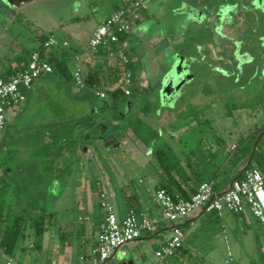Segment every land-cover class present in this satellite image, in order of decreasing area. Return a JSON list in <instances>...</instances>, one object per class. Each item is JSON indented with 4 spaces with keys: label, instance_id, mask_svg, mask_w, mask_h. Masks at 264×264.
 <instances>
[{
    "label": "crops",
    "instance_id": "0c3cea01",
    "mask_svg": "<svg viewBox=\"0 0 264 264\" xmlns=\"http://www.w3.org/2000/svg\"><path fill=\"white\" fill-rule=\"evenodd\" d=\"M110 1L114 2V7L104 15L97 27L127 0ZM152 1L155 0H149L147 10L134 23L132 31L122 43L123 50L130 55L134 64L135 79L131 95L117 102V110L109 91L117 87L123 69L118 57L108 50H89V39L96 27L88 35L84 49L80 47L79 38L76 41L80 45L75 51L69 50L70 43L67 40L57 39L59 44L54 49L57 54L66 53L71 75L77 62L82 65L86 77L91 73L93 89L105 91L104 99L76 91L71 80L54 72L40 78L45 80H37L23 105L9 110L7 114V128L0 144L5 142L11 123L21 117L23 109L36 91L47 97L49 86L57 84L64 87L69 82L71 92L87 105L83 111L67 112L65 100H58L55 102L58 109L39 127L42 146L51 144L54 137H63V153L53 160H43L57 164L56 178H65L71 170L75 200L82 210L80 226L69 220L68 216L55 225V205L49 208L46 213L49 224L41 230V250H44L41 264H92L94 251L98 247L100 225L105 215L101 206L103 192L120 218L133 209L159 219L161 211L155 200L157 190L163 189L173 195L189 198L200 183L214 180L216 190L223 192L234 179L243 175L248 166L255 165L250 151H246V138L251 131L244 134L239 130L237 132L241 139L228 142L224 139L228 131L204 129L203 126L219 106L223 108L224 115L233 117V113L226 109L227 97L234 95L240 103L250 101L253 85L251 78L256 76V81H264V69L255 73L249 51L245 52L241 47L247 32L238 27L243 24L246 12L256 9V5L251 4L250 0H240L243 2L242 7L244 4L247 6L240 19L236 20V15L228 17L227 14L235 10L239 0L233 4H227L226 0H157L159 7L153 10L150 8ZM164 20L169 21L166 29L160 27ZM16 50L17 55L0 59V75L17 65L15 58L21 55L22 48ZM226 54L231 58L229 62L225 59ZM247 65L251 67L248 72L245 71ZM255 84L254 88L258 91L264 87V82ZM190 105L199 110L197 116L189 113ZM262 105L264 109V100ZM145 106L149 107L148 113L142 112ZM206 110L212 114L205 113ZM251 111H254L253 107L236 110L237 114L249 118ZM89 116L92 117L89 120L92 124L81 122L76 126L78 121ZM134 116L142 117L157 132L161 141L173 148L180 159L178 171H163L153 154L152 144L143 143L131 129L130 119ZM262 128L264 126L255 132ZM68 134L73 135L75 140L69 141ZM231 136L232 132L229 133ZM261 137L262 134L255 141L253 150ZM104 163L110 165L112 175L102 169L99 173L86 165L81 168V164ZM10 182L7 174L0 171V185H10ZM51 193L54 195V189ZM2 211L5 213L4 209ZM207 214L221 220L223 225L232 221L240 222L244 234L235 246L240 258L250 257L251 264H264L262 225L249 211L237 215L227 210L221 213L200 211L179 221L177 225L185 232L183 247L177 255L161 264H172L175 260L185 262L189 258V248L192 246V241L188 240L189 234L196 233L198 225L207 219ZM172 227L173 224L161 221L154 231L145 233L135 241L143 246L154 244L158 249L170 238ZM37 247L35 243L29 245V249ZM246 249L252 250L250 256ZM2 254L8 257L5 261L0 260V264H6L9 259L16 264L11 254L0 246ZM113 259L118 264H136L139 261L135 254L122 248L110 260Z\"/></svg>",
    "mask_w": 264,
    "mask_h": 264
},
{
    "label": "rangeland",
    "instance_id": "374dc122",
    "mask_svg": "<svg viewBox=\"0 0 264 264\" xmlns=\"http://www.w3.org/2000/svg\"><path fill=\"white\" fill-rule=\"evenodd\" d=\"M242 1L237 3L235 10L232 11L233 15H236V20L240 19L247 6L244 4L242 7ZM250 1L251 4L256 5L257 13L252 18L249 16L243 18V23L249 28L244 35L245 42H243L245 46L250 45L247 51L252 57L254 64L252 68L255 73H259L264 69V49H261L259 42L255 40L258 35H255L256 31L253 28L257 24L259 30L262 31L264 27V0ZM113 4L114 2L110 0H0V59L4 60L5 56L17 55L18 47L25 51H32L40 45L42 35L58 41L67 40L70 43L69 50L75 51L80 44V47L84 49L88 35L103 20L104 15L114 7ZM158 7L157 0L150 3L152 10ZM227 15L230 16V14ZM168 25L169 21L164 20L160 27L166 29ZM76 38L81 40L80 44H77ZM130 54L132 55V52ZM225 59L229 62L231 58L226 54ZM248 68L251 67L247 65L246 72L249 71ZM255 77L251 78L253 85L249 99L254 111L249 113L250 118L237 114L236 110L241 108L230 110V106H227L229 99L232 103L233 101L240 103L236 96L231 95L227 97L226 109L233 113V117L229 118L224 115L223 108L219 106L215 109L213 116H210L209 122L204 124V129L228 131L224 139L234 142L241 139L237 131L241 130L244 134L249 131L255 133L257 128L264 126L262 94L254 88L255 83L259 84L264 81H256ZM49 87L47 97L41 95L40 92H34L23 109L21 117L11 123L5 142L0 144V171L7 174L11 181L6 187V192L0 191V203L6 214L4 223L11 225L17 221V217L21 222L17 242L10 252L16 264H41V254L44 252L41 250V230L49 224L46 213L53 205L56 210L53 216L55 225L66 216L74 224L81 225L79 217L82 215V210L79 209L75 200L74 176H71V170H69L65 178H56V171L46 170L45 165L48 163L43 160L46 157L40 150L43 142L39 127L55 113L56 108L58 109L55 105L58 100H65L67 112L81 109L83 111L87 105L85 101L71 92L69 82L64 87L57 84ZM198 112V109L192 105L189 106V113L197 116ZM204 112L212 114L208 110ZM230 132L233 133L231 137H229ZM259 137L260 134L257 139ZM259 148L261 152H264V137ZM81 165V168L86 165L87 168H93L99 173L102 169V171L113 174L110 165L106 163ZM56 180L61 185L56 186L58 183ZM53 183L56 184L53 186ZM52 189H54V195L51 193ZM206 217L207 219L198 225L196 233L189 234L188 240L192 241L189 258L185 259V262L175 260L172 264H204V262H207L206 264H251L250 257L240 258L239 250L235 248L243 233L240 222L235 221L234 224L232 221V223L223 225L222 221L214 218L213 215L207 214ZM241 239L244 240V237ZM30 243H35L38 247L29 249ZM122 250L135 254L136 259H139L136 264L159 262L155 254L157 248L154 244L149 243L143 246L142 243L134 241L123 246ZM251 251L246 249L248 256ZM7 257L2 254L0 260L5 261ZM108 264L118 263L116 259H113Z\"/></svg>",
    "mask_w": 264,
    "mask_h": 264
},
{
    "label": "built area",
    "instance_id": "2783aa9c",
    "mask_svg": "<svg viewBox=\"0 0 264 264\" xmlns=\"http://www.w3.org/2000/svg\"><path fill=\"white\" fill-rule=\"evenodd\" d=\"M149 0H127L115 10L93 32L89 39L88 48L97 52L108 50L127 66L129 57L122 48L121 36L129 34L142 13L147 10ZM55 39L50 38L45 46H56ZM53 66L45 60L40 52L30 54L24 69L7 79L0 78V142L3 140L9 110L20 108L26 100V91L41 77L53 73ZM73 85L78 92H87L95 98L104 99L106 92L90 88L86 83V75L82 65L77 62L72 71ZM125 95L131 94L134 76L127 68L123 78L118 83ZM155 200L160 207V217L152 218L148 214L128 210L120 218L105 192L101 195V206L104 211V221L100 225L98 247L94 251L92 264H106L115 252L123 246L134 242L147 232L156 229L159 222L173 224L170 238L159 247L155 254L161 264L178 254L184 244L185 234L178 222L197 212L221 213L227 210L233 214L242 215L249 211L262 225L264 231V167H252L244 171L243 176L234 180L231 186L223 192L216 190L214 180L202 182L189 197L173 195L159 189ZM6 264H14L12 259Z\"/></svg>",
    "mask_w": 264,
    "mask_h": 264
},
{
    "label": "trees",
    "instance_id": "16d2710c",
    "mask_svg": "<svg viewBox=\"0 0 264 264\" xmlns=\"http://www.w3.org/2000/svg\"><path fill=\"white\" fill-rule=\"evenodd\" d=\"M227 4L228 3H234L235 0H226ZM121 7V6H120ZM118 7V8H120ZM117 8V9H118ZM116 9V10H117ZM257 13V9H252V10H248V12H246V16H249L250 18L254 17L255 14ZM230 16L233 14L232 10L229 12ZM229 16V17H230ZM243 32H248L249 28L246 26V24H241V26H238ZM252 29V28H251ZM255 32L256 36V41L259 42V45L261 46V49H264V27L262 29V31L259 30L258 25L255 24L254 28H253ZM259 30V31H258ZM260 32V33H259ZM126 35H122L121 36V43H123V40L125 39ZM50 38L42 35L40 37V45L33 48L32 51H25L24 49H22L21 55L17 56L15 59L17 61V65L13 68H9L7 69V71H5L4 73H2L0 75V78L3 79H7L9 76L16 74L17 72L21 71L22 69H24L28 63L29 60V56L32 52L34 51H38L40 52L41 56L47 60L54 68V72H59L60 74H62L64 77H66L67 80H71L73 82V78L72 75L69 71L68 68V64H67V56L66 53L63 52L62 54H57V52L55 51V47H51L48 48L45 46V43L49 40ZM243 42V41H242ZM241 42V43H242ZM242 49L246 52L247 49L250 48V45L248 44L247 46H245V43L243 42V44L241 45ZM127 56L129 57L130 61L129 64L127 66H125L119 59L120 62V66L122 67V76L120 77V80L123 78L124 76V72L127 68L131 69L133 72V76L135 79V72H134V64L132 63V60L130 58V55L128 53H126ZM52 74V73H51ZM50 75V74H48ZM92 79V74L90 73L87 77H86V83L90 88H94L93 85L91 83ZM119 80V82H120ZM118 82V83H119ZM98 85V84H95ZM134 86V84H133ZM133 86L131 87V92L133 89ZM30 90L26 91V96L28 94ZM261 94H262V100H264V87L260 90ZM110 94V98L112 99L113 102H115V109H118V101H121L129 96L125 95V93L123 92V90L121 89V87L119 86V84L117 85V87L115 89H113L112 91H109ZM232 99V98H231ZM234 103H232V100L229 99V101H227V106H230V110L235 108V109H239V108H246V107H252V102L251 101H247V102H243V103H239L237 104L235 101H233ZM231 103L233 105H231ZM229 110L230 113H232ZM149 111V107L145 106L142 108V112L143 113H148ZM197 113V112H196ZM92 117H87L82 121H78L76 124V126H78L81 122L82 123H86L85 125H90L93 122H89V120H91ZM130 127L133 130V132L137 135V137L146 145L152 144V151L154 156L156 157L159 165L162 167L163 171L165 173H170L173 170L178 171L179 167H180V159L179 157L175 154L173 148L168 145L165 144L164 142L161 141V138L159 137V135L157 134V132L149 125L147 124L146 121H144L142 119V117L139 116H134V118L130 119ZM88 121V122H86ZM259 134H262V137L260 138V140L258 141L257 147L255 150H253V146L255 141L257 140V136ZM69 138V141H74L75 138L73 137V135L68 134L67 139ZM263 137H264V128H262L259 132H255V133H251L247 138H246V142H248L247 145V150L246 151H250L251 156L253 158V161H255V165H250L248 166V168H252V167H259L262 168L264 167V152H261L259 146L260 144L263 142ZM63 137H54L53 141L51 144H47L44 145L40 148V150L42 151V153L45 155V157L48 160H53L54 158H56L57 156H59L60 154L63 153V149L65 146H63L62 142H63ZM68 144L66 146L69 145V142H67ZM46 170L47 171H57V164H53V163H48L45 165ZM246 168V169H248ZM243 176V175H242ZM8 184H2L0 185V191H2L3 193L7 191V187ZM138 212V211H136ZM5 213L2 211V206L0 203V246L1 248L8 254H10V252L13 250L16 242H17V238L19 236L20 233V229H21V222H20V218L17 217L16 220L13 224L9 225L5 222Z\"/></svg>",
    "mask_w": 264,
    "mask_h": 264
},
{
    "label": "water",
    "instance_id": "95a60500",
    "mask_svg": "<svg viewBox=\"0 0 264 264\" xmlns=\"http://www.w3.org/2000/svg\"><path fill=\"white\" fill-rule=\"evenodd\" d=\"M237 179H238V178H237ZM234 180H236V179H234ZM234 180H233V181H234ZM233 181H232V182H233ZM232 182H231V184H232ZM231 184L229 185V187L231 186ZM229 187H228V188H229ZM228 188H227V189H228ZM125 264H132V263L130 262V263H125Z\"/></svg>",
    "mask_w": 264,
    "mask_h": 264
}]
</instances>
